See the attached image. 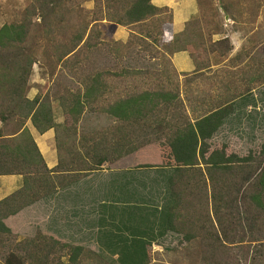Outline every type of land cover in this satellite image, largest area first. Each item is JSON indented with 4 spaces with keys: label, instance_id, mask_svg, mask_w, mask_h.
Masks as SVG:
<instances>
[{
    "label": "trees",
    "instance_id": "trees-1",
    "mask_svg": "<svg viewBox=\"0 0 264 264\" xmlns=\"http://www.w3.org/2000/svg\"><path fill=\"white\" fill-rule=\"evenodd\" d=\"M151 2L152 0H102L98 4L102 8L93 12L94 18L89 30L88 25L76 30L69 26V29H73L74 32H89L83 43L84 46L88 45L91 34L98 32L96 28L98 21H106L126 28L130 32H134L133 29L139 27L142 29L141 32H147L145 36L138 34L139 39L145 41L150 38L152 43L164 49L161 57L169 69L157 73L151 71L145 73L154 78L164 76L167 80L165 101L162 99V110L165 106L168 112L167 132L163 137L164 143L157 145L161 163L141 164L134 167L137 170L171 171L168 179L170 206L163 215L159 228L156 227V237H152V241H156L167 232L181 235L187 244L200 239L196 247L206 255L203 260L205 264H229L226 260L228 255L230 256L227 251L230 250H227L229 247L225 243L223 230L224 210L231 209L238 221L248 224V229L255 226L254 224H264V143L244 156L231 152L227 145L210 143L211 137L232 112V107L216 108L212 112L203 111L204 113L193 115L191 119L186 104L181 99L180 86L175 83L178 75L173 69L170 57L174 53L187 51L196 65V71H201L210 68V62H207V65L200 64L197 57L206 55L208 58L217 54L223 59V56L231 50V42L224 38L214 43L209 40L210 51L206 50L204 44H197L199 49L193 46L187 36L188 32H196L198 18L186 22L181 34L173 35L171 11L166 7L158 8ZM196 3L199 12L202 0H196ZM61 4L62 0H31L27 15L20 23L0 27V123L6 126L13 121L18 126L11 134L16 135L15 138L0 140V176L20 175L23 179V185L19 190L0 201V253L5 252L2 264H57L59 262L57 259L63 254L68 258V264H79V259L87 251L85 248L61 242L40 231H37L32 238L17 242L16 230H11L5 221L58 190L98 171L103 163L110 165L118 162L143 147L137 140L142 134L136 132H126L125 140L112 143V132L83 135L77 129L83 112L88 107L95 106L98 99L108 90L109 85L105 79L110 76L109 71L101 72L94 69L88 72L81 81V89L76 93L67 92L58 98L64 117L63 130L55 127L53 99L50 96L37 95L33 100L27 99L29 82L36 61L30 48L31 19L39 16L41 24L38 27L42 26L44 32H54L53 28L58 24L49 17L56 13V8ZM214 32H220L219 28L216 27ZM134 34L130 35L129 40L135 36ZM189 35L192 36V33ZM82 40L83 36L76 34L70 41L71 47L59 52L57 62L65 65L69 58L75 55V50ZM129 42L126 46L132 44ZM125 73L128 75V72ZM143 102L142 97L135 101L125 99L120 103L108 102L104 111L111 119L127 123L126 112L129 107L134 106L141 110ZM155 107L152 101L151 109L154 110ZM119 111L120 115L117 114ZM27 121H30L40 135L54 129L58 157L55 168L49 170L46 167L28 130L23 129ZM106 141L111 143L107 145ZM227 150L230 151L229 155L226 154ZM239 174H242L241 179H238ZM193 175H198L200 179H191ZM222 176L224 179L220 178ZM198 181L200 183L202 181V184ZM202 190L210 191V209L213 218L205 208L204 216L199 213L198 234L193 231L191 234L190 226H196V222L187 219L191 216L190 197ZM251 192L258 193L257 200L254 199L257 207H252V204L241 207L245 199H250ZM228 193L231 194L230 200H227ZM105 224L111 225L110 222ZM122 229L123 232L119 233L128 234L132 242L130 245H122L116 251L113 250V253L117 254V262L148 264L146 247L150 246V243L146 242L147 237L142 234V229L139 227L128 229L126 226ZM200 233L203 234L202 237ZM112 245V241L109 240V247ZM259 248H263L264 251V242L255 244L253 250L255 253L257 251L261 258L253 256L245 260L244 264H264V255Z\"/></svg>",
    "mask_w": 264,
    "mask_h": 264
},
{
    "label": "crops",
    "instance_id": "crops-1",
    "mask_svg": "<svg viewBox=\"0 0 264 264\" xmlns=\"http://www.w3.org/2000/svg\"><path fill=\"white\" fill-rule=\"evenodd\" d=\"M151 3L158 8L166 7L171 11V32L173 35L181 34L186 22L198 14L196 0H152ZM225 33V38H229L231 45L236 47L235 50L238 47L242 49L244 46L249 45L250 40L247 37L232 35L233 32ZM111 34V38L122 43H125L129 37V32L119 26H115V30ZM251 49L255 61H248L246 64H243V62L238 63V65L225 64V62L212 64L213 56L208 58L206 55L199 56L197 60L200 64L208 61L212 64L210 68L201 71H196V65L187 51L174 53L170 57L173 69L181 83V99L186 104V110L191 119H193V115L202 114L203 111L208 112L211 110L212 112L216 108L232 107V112L227 115L221 127L211 137L210 143L227 145L231 152H235L239 156L247 155L264 143V93L255 92L258 84H263L264 63L261 56L256 57L258 45ZM234 56V52L229 54L227 60ZM241 67L244 69L243 82L245 83L240 81L241 85L239 86L234 84V80L237 79L236 73ZM148 68L154 69L155 66H149ZM148 71L151 70L148 69ZM122 77H117L115 80L122 83ZM130 81L129 79V84ZM147 81H150L151 85L154 83L153 88L148 85V89L142 92L113 93L115 100L111 103H120L125 99L135 101L141 97L144 100L141 110L134 106L129 107L126 112L127 123L116 121L108 116L104 111L108 102L102 104V108L93 111L96 116L95 120L91 116L92 113L85 110L78 123V131L81 134L99 135L112 132V143L125 140L124 134L129 131L142 134V137L137 138V140L138 143H142L143 147L137 153L121 158L113 166L103 163L98 171L90 173L73 185L60 189L53 195L25 208L15 217L5 221L11 230H18L19 236H27L39 229L43 233L58 239L59 235H66V232H72L74 236L80 235L81 230L85 229V222L89 219H92L101 227L107 225L105 222H123L120 228L126 226L128 229H131L132 226V223H127L131 219L134 220L132 229L141 228L142 234L147 237L146 242L150 245L160 244L159 242L164 241L166 243L167 240H164L166 237H181L167 232L156 241H152V237H156V227L159 228L160 221L162 222L163 215L170 206L168 179L171 171L168 169H134V167L141 164L161 163L158 148L156 144L153 145L152 143L155 142L157 145H161L167 132L168 112L165 110V106L162 110V99L165 101L167 80L164 76H159L154 79L147 78ZM213 84H215V89L208 88L209 85ZM238 87L246 91L239 93L236 91ZM145 94H148V96H145ZM36 96V88L28 90V100H33ZM152 101L156 105L154 110L151 109ZM52 112L56 129L63 130L64 117L55 99L52 102ZM117 114L120 115V111ZM17 128V123L13 121L6 126H2L0 123V140L2 138H15L16 135L11 134ZM24 128L28 130L32 137L46 167L49 170L55 168L58 164V157L54 129L40 135L30 121L24 124ZM111 142L106 141L105 143L108 145ZM229 150H227V155L230 154ZM146 159H149V163ZM132 162L139 163L137 165L132 164ZM241 177L242 174H239L238 179H241ZM220 178L224 179L223 176ZM191 179L198 180L200 177L193 175ZM225 179H227V176H225ZM198 182L200 183V181ZM200 184H202V181ZM22 185L23 179L20 175L0 176V201L19 190ZM228 194L227 200H230L229 196L231 194ZM257 195V192H251L250 199H247L252 207H257L254 200H257ZM190 199L191 215H196L197 220L196 226L192 225V228L196 230L194 231L195 234H198L199 213L201 212L204 216L205 208H207L211 218H213L210 209V191L203 192L202 190L198 194H192ZM205 205L207 206L205 207ZM88 215H91V217ZM119 217L124 220L118 219ZM135 217L137 218L135 219ZM254 225L249 229L253 237H247V241L237 239L230 241V243L241 245L263 243L264 240L259 235L264 236V224ZM233 227H239L241 230L247 228L241 220ZM59 239L64 241L61 238Z\"/></svg>",
    "mask_w": 264,
    "mask_h": 264
},
{
    "label": "rangeland",
    "instance_id": "rangeland-1",
    "mask_svg": "<svg viewBox=\"0 0 264 264\" xmlns=\"http://www.w3.org/2000/svg\"><path fill=\"white\" fill-rule=\"evenodd\" d=\"M100 2H102V0H62V4L56 8V13L49 17L52 18L53 21H57L58 25L56 28H53L54 32H44L45 29H42V26H40V28L38 27V25L41 24V18L39 16L32 17L30 32V36L32 37L30 48L33 50L36 61L33 66L29 90L31 88H36L37 95H48L50 98L57 101L60 96L67 92L76 93L78 89H81L80 84L82 79L85 74L92 72V69H97V71L101 72H111L110 76H107L105 79L109 88L103 95L104 97H102V99L100 98L95 106L87 108L88 112L92 113L91 116L93 120L96 118L93 111L100 109L102 104H107L106 102L111 103L115 100L113 98V93L119 92V94H128L129 92L136 93L147 90L148 85H151L150 81H147V78L154 79L152 76L145 75L148 69H150L151 72H162L169 69L166 62L163 61L161 57L164 49L160 48L158 44L152 43L150 38L145 41L139 39L140 35L138 34L144 36L147 34L145 31L141 32L142 29L139 27H135L133 29L134 32H130L128 29L124 28L129 32V37L132 33L136 34H134L135 36H132L130 40L128 37L127 41L122 43L111 38V32H114L116 25L107 23L106 21H98L96 23L98 32H93L87 42L88 45L83 46L89 32H74L73 29H69V26L76 30L88 25L89 30L94 18L93 12H97L98 9L102 8V6L98 5ZM30 4L31 0H0V27L12 23H20L23 17L27 15V8ZM196 18L199 19L195 28L196 32H188L187 35L195 47H198L197 44H204L206 50H209V40L211 43L222 38L229 40V38H225V32H233L234 34L232 35L247 37L248 40H250L249 45L244 46L242 49L238 47V49L235 50L234 48L236 47L231 45V50L223 56V59L219 58L217 54H214L212 57V64H221L225 62V64L230 63L238 65V63L241 64L242 62L246 64L248 61H255L251 48H254L256 45H258L256 57L259 58L261 56L264 63V0H202L200 11L191 20ZM216 27L217 29L219 28L220 32H214ZM189 33H192V36H190ZM76 34L81 35V37L83 36V40L75 50V55L71 56L65 65H63V63H58L57 56L59 52L71 47L70 41ZM128 41L132 42V44L126 46ZM246 47L248 48L246 49ZM233 52L235 56L227 60L228 55ZM209 62L210 61H208V63ZM212 64L210 62V67ZM203 65H207V62L203 63ZM149 66H155V68H148ZM243 70L244 69L241 67L236 73L237 79L234 80L235 85L240 86L241 82H243L245 74ZM125 72H128V75ZM131 73L133 74L130 75ZM117 77H122V83L115 80ZM129 79L131 80L130 84L128 83ZM175 81L181 88L179 80L175 79ZM262 82L263 84H258L255 92L264 93V76ZM153 86L154 83L151 87L153 88ZM208 88L215 89V84L209 85ZM236 91L241 93L246 90L238 87ZM89 134L91 133L83 135ZM162 142L164 143L163 139ZM152 144H156L157 146L155 142ZM146 160L147 163H149V159ZM115 163L110 165L113 166ZM134 163L138 165L139 162H132V164ZM244 201L245 202L240 205L241 207L249 205L246 199ZM230 210L231 209L224 210L225 216L223 221L225 243L227 247H229L227 250H230L227 251V253L231 256L228 255L226 261L229 264H244L245 260H249L251 257L253 258V256L255 258H261L257 251L256 253L255 251L253 252L254 244L241 245L230 243V241L237 239L247 241V237H253L248 228H246V230H241L239 227H233L234 224H237L238 219ZM88 216L91 217V215ZM137 217H135V219ZM118 219L124 220L121 217ZM187 219H193L197 224L194 215L187 217ZM133 221L134 220L130 219L127 222L132 223L131 229L133 227ZM122 223L123 222L118 223L114 221L110 226L104 225L101 227L92 219H89L85 222V229L81 230L82 233L80 235L74 236L72 232H66V235H59V238L66 242L59 238L57 240L67 244L81 246L87 250L79 259V264H119L117 262V254L113 253V250L116 251V249L121 248L122 245H130L132 242L128 234L119 233L123 232V229L120 228ZM245 226L247 227L248 224L245 223ZM37 231H40L44 235H48L37 229L35 232H31L30 235L19 236L18 230H16L17 236L15 240L19 242L27 238H32ZM192 231L194 232L193 228L190 226L191 234ZM129 233L131 232L129 231ZM202 235L203 234L200 233V237H202ZM259 236L264 239L263 235ZM181 237H166L164 239L167 240L166 243L164 241L159 242L160 244L154 243L148 246L146 250L148 253V264H205L203 260L206 255L196 247L200 239L193 240L191 244H187ZM109 240L113 243L111 247H109ZM259 250L262 252V255H264L263 248H259ZM4 255L5 252L0 253V264H2V257ZM57 257L58 256H56V258ZM57 260L59 261L57 264H68L66 254H63L60 259Z\"/></svg>",
    "mask_w": 264,
    "mask_h": 264
}]
</instances>
